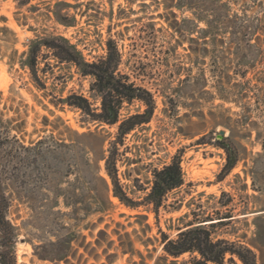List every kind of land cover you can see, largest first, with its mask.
<instances>
[{"label": "rangeland", "instance_id": "rangeland-1", "mask_svg": "<svg viewBox=\"0 0 264 264\" xmlns=\"http://www.w3.org/2000/svg\"><path fill=\"white\" fill-rule=\"evenodd\" d=\"M60 1L70 5L57 4ZM230 1L234 11L246 12L264 21V0ZM56 9L62 11L72 25L58 20L54 13ZM176 11L179 19L191 16L189 11ZM167 13L164 0H0V112L4 119H17L14 124L27 120L22 132L26 143L38 136L35 129H40V134L47 138V144L54 147L55 142L59 141V132L64 133L65 137L72 135L65 125L80 132L96 127V124L87 122L80 110L68 105L56 106L51 102L55 96H66L71 91L90 96L91 78L80 75L76 67L70 64L56 65L51 60L52 65H46V62L41 61L39 67L46 66L48 71L46 74L39 71L46 84L45 89H39L31 79L29 69L21 66L29 40L36 36L62 34L78 44L86 57L93 60L106 54V40L111 32L123 53L122 70L142 73L138 82L154 92L157 102L152 120L130 133L125 140L126 145L121 147V150H125L118 164L122 182L130 191L134 188L135 178L139 179L140 184L149 187L154 167H162L176 153L182 156L185 183L169 193L165 205L160 208L158 219L154 212L145 207L130 208L113 196L114 208L109 213L104 214L102 219L100 214H91L77 228L85 235L80 241L87 248L79 249L76 258L72 259L74 264H108L104 248L96 244L99 230L107 228V225L109 234L115 239L109 252L118 253L114 264H154L155 258L162 254L160 229L175 237L177 226L193 218L190 214L182 220L185 214L195 210L206 213L217 209L225 211L226 208L220 204L223 191L233 196L227 208H231L237 218L215 227L214 236L230 240H239L242 236H246V240L255 237L254 218L260 212H255L257 208L250 196L259 193L252 188L251 175L244 168L249 170L253 157L262 151L258 133L264 136V54L258 58L255 67L248 71L247 78L253 79V82L243 86L249 96L241 98L239 103L235 99L240 97V87H228L224 92L229 97L227 100L220 97L209 100L210 94L204 92L199 99L197 95L189 94L180 99L186 104L179 102L178 111L170 108L166 111L168 106L164 93L178 98L174 88L180 85L179 79L187 73L185 67H189L195 57L189 55L188 44L179 43L178 35H173ZM219 61L216 60L214 67L210 64L211 59H206L202 66L207 76L212 67L215 71L228 70L232 75L235 74L234 64L229 66V63L224 65ZM197 71L195 67L193 75ZM233 78L236 80L238 76L234 75ZM207 88L217 93L212 86ZM92 100L95 105L99 104ZM139 108L141 103L135 101L130 106L126 104L124 112H135ZM53 127L57 130L52 131ZM106 129L115 132V127L106 126ZM231 129L236 140L246 147V158L225 179L219 181L218 175L226 161L224 149L213 144H197L196 140L210 132L218 137L221 130L225 131L223 135H229ZM186 134L195 136L189 137ZM70 139L67 142H71ZM73 153L69 151L68 156ZM58 158L61 157L51 156L50 164L53 168L49 175L50 181L45 174L38 181L34 180L38 179L34 174L28 192L25 193L27 199L15 196L12 200L8 217L19 232L16 252L18 264H55L39 259L34 245L45 239H55L56 233L66 232L62 229L63 225L71 226L73 223L64 214L70 208L66 207L62 197L58 205H52L56 196L50 186L54 188L61 184V187H66L67 181L75 178L74 175L68 178L61 176L63 171L55 173L59 171V166L62 167L58 165ZM258 185H262V182L259 181ZM136 195H144V192L138 191ZM223 199L228 200L229 197ZM138 213L147 214V219L141 220ZM147 223L150 228L146 227ZM115 230L119 234H114ZM127 232L134 240L136 249L132 255L130 252L123 255L118 247L119 235ZM102 238L104 247L108 246L109 237L103 235ZM257 252L260 255L259 264H264V246L263 252ZM94 253H99V260ZM149 255H153L154 259ZM188 258L189 253L183 254L178 258V264H183ZM61 264L67 263L62 261ZM229 264L242 263L237 259L235 263Z\"/></svg>", "mask_w": 264, "mask_h": 264}, {"label": "trees", "instance_id": "trees-1", "mask_svg": "<svg viewBox=\"0 0 264 264\" xmlns=\"http://www.w3.org/2000/svg\"><path fill=\"white\" fill-rule=\"evenodd\" d=\"M164 2L173 35H178L179 43L188 44L189 55H195L192 64L185 67L186 76L179 79L180 85L174 88L178 98L164 93L168 106L166 111L169 108L178 111L180 103L186 104L180 99L189 94L197 95L199 99L200 94L204 92L210 94L209 100L216 97L227 100L229 97L224 95L227 88L240 87V97L235 99V102L239 103L241 98L249 96V92L243 86L253 82V79L247 78V73L264 54V21L246 12L234 11L230 0H164ZM60 3L70 5L65 1L57 4ZM176 9L182 12L189 11L191 16L179 19ZM54 13L62 23L72 25L62 11L56 9ZM24 56L21 66L29 69L31 79L39 89L46 88L39 71L44 74L48 71L46 66L39 67L41 61L46 62V65H52L51 60H54L56 65L67 63L76 67L80 75L90 77V96L71 91L66 96H55L51 102L56 106L68 105L80 110L87 122L96 124V127L80 132L65 125L66 130L72 135L65 137L64 133L59 132V141L55 142L54 147L47 144V138L40 134V129H35L38 136L26 143L22 132L26 128L27 120L14 124L17 119H4L3 113L0 112V264H18L16 252L19 232L8 217L12 200L15 196L27 199L25 193L28 192L30 180L33 179L31 176L34 174L38 178L34 180L38 181L41 175L45 174L46 179L50 181L49 175L53 168L50 164L51 156L61 157L58 158V165L61 164L62 167L59 166V171L55 173L63 171L61 175L63 177L75 176L73 180L67 181L66 187H61V184L54 188L50 186L56 196L52 201L53 207L58 205L62 197L66 207L70 208V211L64 214L73 220V223L71 226L63 225L62 229L66 232L56 233L55 239H45L34 245L35 254L39 259L55 264H61L62 261L74 264L72 259L76 258L81 247H85V243L80 241L85 235L77 228L91 214H100L102 219L104 214L109 213L114 208L113 196L130 208L145 207L146 210L154 212L158 219L160 208L165 205L169 193L181 188L185 183L182 156L176 153L162 167H154L149 187L140 184L139 179L135 178L134 188L130 191L122 182L118 164L125 150H121V147L126 145L125 140L130 133L152 120L157 102L154 92L138 82L142 73L122 70L123 53L118 40L111 32L106 40V54L97 59H88L78 44L62 34L36 36L30 39ZM208 57L214 67L217 59L224 65L234 64V75L238 78L234 80V75L228 70L215 71L214 67L207 76L202 64L206 63ZM195 67L198 71L193 75ZM209 86L215 88L217 93H212L207 88ZM92 98L99 104L95 105ZM135 101L141 103V108L135 112L130 110L124 112L126 104L130 106ZM203 114L204 112L201 113ZM44 118L49 122L47 117ZM59 120L62 121L60 117ZM106 126L115 127V132H110ZM51 130L57 129L53 127ZM212 134L210 132L201 135L196 143L213 144L224 149L226 161L218 175V180L221 181L246 158V147L236 140L233 129L229 135H223L222 138ZM186 136L194 137L195 134ZM68 138H72L71 142H67ZM258 138L261 140L262 151L253 157L249 170L244 168V171L251 175L252 188L259 193L250 196L254 199V207L257 208L255 212H260L254 218L255 237L246 240V236H242V239L230 240L214 236L215 227L237 218L233 210L227 208L233 201V196L223 191L220 204L226 208L225 211L217 209L212 213H206L195 210L185 214L181 217L182 220L190 214L193 218L177 226L178 232L175 237L160 229L162 254L155 258L154 264H178V258L185 253H189V258L184 260L183 264H229L235 263L237 259L242 264H259L260 255L257 250L263 252L264 246V136L258 133ZM69 151H74L72 156H68ZM90 154L92 156H89ZM237 177H240V174H237ZM259 181L262 185H258ZM247 188L245 184V189ZM138 191L144 192V195L137 196ZM225 196L229 199L224 200ZM137 216L141 220L147 219V214L138 213ZM146 227L150 228V225L147 223ZM107 228L99 230L96 244L104 248L107 263L114 264L118 253L109 252L115 244V239ZM114 234L119 233L115 230ZM103 235L109 237L108 246L105 247ZM119 240L118 247L123 255L128 252L131 255L135 253L134 240L130 238V233L119 235ZM145 244L147 245L146 242ZM137 252L142 255L140 251ZM94 256L97 260L100 259L99 253H94ZM149 256L154 259L153 255Z\"/></svg>", "mask_w": 264, "mask_h": 264}, {"label": "water", "instance_id": "water-1", "mask_svg": "<svg viewBox=\"0 0 264 264\" xmlns=\"http://www.w3.org/2000/svg\"><path fill=\"white\" fill-rule=\"evenodd\" d=\"M223 134H225V131L224 130H221L220 133L218 134V138H222L223 137Z\"/></svg>", "mask_w": 264, "mask_h": 264}]
</instances>
